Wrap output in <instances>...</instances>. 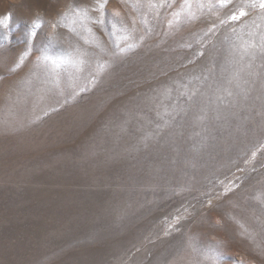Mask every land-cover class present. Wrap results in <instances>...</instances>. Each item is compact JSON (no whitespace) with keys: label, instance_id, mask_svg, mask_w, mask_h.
Segmentation results:
<instances>
[{"label":"rangeland","instance_id":"rangeland-1","mask_svg":"<svg viewBox=\"0 0 264 264\" xmlns=\"http://www.w3.org/2000/svg\"><path fill=\"white\" fill-rule=\"evenodd\" d=\"M259 2L0 0V264H264Z\"/></svg>","mask_w":264,"mask_h":264},{"label":"bare ground","instance_id":"bare-ground-1","mask_svg":"<svg viewBox=\"0 0 264 264\" xmlns=\"http://www.w3.org/2000/svg\"><path fill=\"white\" fill-rule=\"evenodd\" d=\"M214 21V20H213ZM232 33V32H231ZM234 33V32H233ZM227 35V34H226ZM225 35V36H226ZM254 38V37H253ZM218 39V38H217ZM234 39V38H233ZM239 40V39H238ZM245 40V39H244ZM244 40H239L238 41V45H244ZM221 43V42H220ZM235 43V42H234ZM233 43V44H234ZM248 43V42H247ZM246 43V44H247ZM229 45V44H228ZM237 45V46H238ZM251 45V44H250ZM258 46V45H257ZM249 47V46H248ZM238 48V47H237ZM213 49V48H212ZM256 50V49H255ZM257 51V50H256ZM261 54V53H259ZM250 61V60H249ZM254 61V60H253ZM255 62V61H254ZM251 65V64H250ZM258 66V65H257ZM228 68V67H227ZM260 68V67H259ZM236 70V69H235ZM239 70V69H238ZM232 73V72H231ZM248 74V73H247ZM230 75V74H229ZM216 76V74H215ZM221 77V76H219ZM232 77V76H231ZM236 78V76H235ZM232 79V78H231ZM245 79V78H244ZM210 81V80H209ZM215 81V80H214ZM213 82V81H212ZM231 81H229V83H227L225 86H229L231 84H235V83H231ZM239 82V81H238ZM248 82L250 84H248ZM237 83V82H236ZM220 85V84H219ZM239 85V84H237ZM240 88H243L242 91V95L243 96H250V94H255L257 96H259L261 98V100L264 102V73H259V75H257V77L253 80V81H247V82H242L241 85H239ZM238 87V88H239ZM212 89V88H211ZM229 91V90H228ZM213 92V91H212ZM211 93V92H210ZM232 94V93H231ZM212 97V96H211ZM233 98V97H232ZM248 98V97H247ZM251 98V97H250ZM247 100V99H245ZM220 101V100H219ZM253 104V103H252ZM249 105V104H248ZM264 110V109H263ZM219 111V110H218ZM233 111V109H232ZM250 115V114H249ZM18 234V233H17ZM17 240V239H16ZM21 252V251H20ZM53 264V262L51 263ZM58 264V263H57Z\"/></svg>","mask_w":264,"mask_h":264},{"label":"snow or ice","instance_id":"snow-or-ice-1","mask_svg":"<svg viewBox=\"0 0 264 264\" xmlns=\"http://www.w3.org/2000/svg\"><path fill=\"white\" fill-rule=\"evenodd\" d=\"M259 6H260L261 8H264V0H260V2H259ZM240 15H246V13L241 12ZM237 18H238V17H237L236 15H233V16H232V19H233V20H235V19H237Z\"/></svg>","mask_w":264,"mask_h":264}]
</instances>
